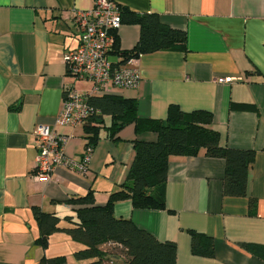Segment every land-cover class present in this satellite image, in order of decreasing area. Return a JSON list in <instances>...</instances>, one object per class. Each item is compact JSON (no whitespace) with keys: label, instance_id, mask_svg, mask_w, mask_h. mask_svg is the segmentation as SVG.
Masks as SVG:
<instances>
[{"label":"crops","instance_id":"obj_1","mask_svg":"<svg viewBox=\"0 0 264 264\" xmlns=\"http://www.w3.org/2000/svg\"><path fill=\"white\" fill-rule=\"evenodd\" d=\"M114 1L135 13H157L163 24L184 30L187 40L183 49L142 54L138 86L112 94L135 98L142 118H165L170 104L183 111H211L210 126L219 132L221 145L255 150L248 195L256 199L252 215L247 196L223 195L225 161L201 150L169 157L163 209L135 208L130 200H120L114 215L131 219L160 241H174L176 264H264V257L239 244L264 246V0ZM93 3L0 0V264H40L42 257L52 256H64L60 264L84 262L73 256L83 245L65 232L52 233L46 248L36 243L32 208L73 216L71 205L62 201L89 190L96 203H105L126 178L133 141L157 138L154 132L136 135L132 124L116 140L102 129L85 171L61 165L48 182L32 179L36 125L64 135V152L71 159L79 160L84 151L82 126H58L55 119L65 85L74 82L63 62L64 52L79 42L72 11ZM139 34L137 24L122 23L110 59L121 57L116 49L131 50ZM68 224L61 219V226ZM190 230L214 238L213 256L191 253Z\"/></svg>","mask_w":264,"mask_h":264},{"label":"trees","instance_id":"obj_2","mask_svg":"<svg viewBox=\"0 0 264 264\" xmlns=\"http://www.w3.org/2000/svg\"><path fill=\"white\" fill-rule=\"evenodd\" d=\"M121 22L137 24L140 30L139 38L131 50L116 49L114 52L124 59L185 47L186 32L163 24L157 13H135L121 6ZM88 104L92 112L82 129L86 139L84 148L91 147L92 152L102 129L106 130L110 139L116 140L118 132L132 124L136 135L154 132L157 138L151 142L139 139L133 141L134 157L126 178L118 190L109 194L105 203H96L93 191L89 190L84 195L62 201L71 205L73 216L61 218L34 206L32 213L39 230L35 241L40 247L46 248L48 237L62 231L83 245L73 253L76 260L84 261L78 264H176L174 241L158 240L150 232L137 227L131 219L116 217L113 208L117 201L130 200L135 208L163 209L169 157L195 156L201 150L209 157L225 161L223 195L247 196L249 213H256V199L248 195V173L255 150L221 145L219 132L210 126L213 121L211 111H183L178 105L170 104L165 118H142L138 116L135 98L117 94L90 95ZM106 116L109 117L107 124ZM61 219L70 224L61 226ZM189 233L192 254L203 257L214 255L215 242L212 236L193 230ZM104 243H112L114 246L104 251L100 248ZM239 244L259 257H264L263 245L253 242ZM65 261L64 256H52L42 257L39 263L60 264Z\"/></svg>","mask_w":264,"mask_h":264},{"label":"built area","instance_id":"obj_3","mask_svg":"<svg viewBox=\"0 0 264 264\" xmlns=\"http://www.w3.org/2000/svg\"><path fill=\"white\" fill-rule=\"evenodd\" d=\"M78 35L76 48L65 51V72L74 82L64 87L62 107L55 119L58 126H82L91 114L90 95L112 94L115 89H135L140 82L139 57L110 59L116 43V33L121 22V6L114 0H94L87 9L72 11ZM76 81L91 83L89 91L76 88ZM36 156L32 179L38 182L51 180L54 170L61 165L76 171L87 169L92 148L86 147L79 158L73 160L64 152L66 137L47 125L38 124L34 129Z\"/></svg>","mask_w":264,"mask_h":264},{"label":"rangeland","instance_id":"obj_4","mask_svg":"<svg viewBox=\"0 0 264 264\" xmlns=\"http://www.w3.org/2000/svg\"><path fill=\"white\" fill-rule=\"evenodd\" d=\"M76 88L82 91H89L91 88V83L90 82H85V81H78L76 83ZM112 245L108 247L107 249H112ZM118 251V249H116Z\"/></svg>","mask_w":264,"mask_h":264}]
</instances>
